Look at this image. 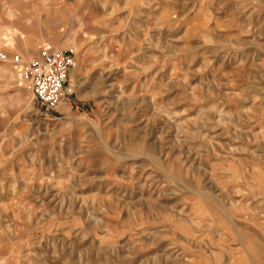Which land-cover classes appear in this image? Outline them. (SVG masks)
<instances>
[{"label": "rangeland", "instance_id": "1", "mask_svg": "<svg viewBox=\"0 0 264 264\" xmlns=\"http://www.w3.org/2000/svg\"><path fill=\"white\" fill-rule=\"evenodd\" d=\"M67 1L0 0V67L75 64L0 72V264H264V0Z\"/></svg>", "mask_w": 264, "mask_h": 264}, {"label": "built area", "instance_id": "2", "mask_svg": "<svg viewBox=\"0 0 264 264\" xmlns=\"http://www.w3.org/2000/svg\"><path fill=\"white\" fill-rule=\"evenodd\" d=\"M14 62L23 68L32 95L42 107L54 109L65 100L69 72L75 66L72 54L66 50L43 48L39 57L28 64L21 63L19 57Z\"/></svg>", "mask_w": 264, "mask_h": 264}, {"label": "crops", "instance_id": "3", "mask_svg": "<svg viewBox=\"0 0 264 264\" xmlns=\"http://www.w3.org/2000/svg\"><path fill=\"white\" fill-rule=\"evenodd\" d=\"M63 2V4L65 3H68L67 0H60ZM41 12H47V10L41 8ZM7 16H8V20L11 21V17L13 16L12 12L8 11L7 12ZM0 26V48H4V49H7V50H10L12 51V49L14 48V45H15V40L16 38L19 36V33L20 30L18 28H15V27H9L10 25H3L1 24ZM22 34V33H21ZM75 33L72 32L68 37H66L65 39V43L71 47L74 51H76L75 49V44H74V41H75ZM26 46H28V44H26ZM28 49V47L26 48ZM30 57H35V55H37V52L36 51H31V53H28ZM17 69V71H13L10 66L8 65H4V67H0V72L3 73L4 77L7 79V80H13L14 78H16V72H19V68L20 66H16L15 67ZM22 100V96L18 98V101L16 100V103L17 102H20Z\"/></svg>", "mask_w": 264, "mask_h": 264}, {"label": "bare ground", "instance_id": "4", "mask_svg": "<svg viewBox=\"0 0 264 264\" xmlns=\"http://www.w3.org/2000/svg\"><path fill=\"white\" fill-rule=\"evenodd\" d=\"M19 66V65H18Z\"/></svg>", "mask_w": 264, "mask_h": 264}]
</instances>
